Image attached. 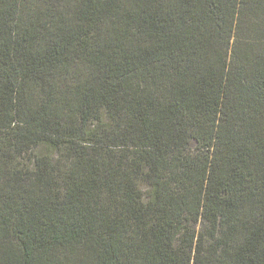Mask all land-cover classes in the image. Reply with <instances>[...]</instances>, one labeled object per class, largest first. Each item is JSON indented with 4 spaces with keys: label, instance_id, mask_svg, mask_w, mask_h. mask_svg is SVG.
<instances>
[{
    "label": "trees",
    "instance_id": "16d2710c",
    "mask_svg": "<svg viewBox=\"0 0 264 264\" xmlns=\"http://www.w3.org/2000/svg\"><path fill=\"white\" fill-rule=\"evenodd\" d=\"M0 264H264V0H0Z\"/></svg>",
    "mask_w": 264,
    "mask_h": 264
}]
</instances>
